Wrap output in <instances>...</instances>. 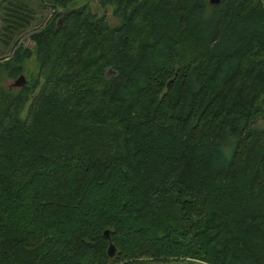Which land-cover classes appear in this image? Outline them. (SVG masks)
Here are the masks:
<instances>
[{
  "label": "trees",
  "instance_id": "1",
  "mask_svg": "<svg viewBox=\"0 0 264 264\" xmlns=\"http://www.w3.org/2000/svg\"><path fill=\"white\" fill-rule=\"evenodd\" d=\"M98 1L0 0V264H264V0Z\"/></svg>",
  "mask_w": 264,
  "mask_h": 264
},
{
  "label": "rangeland",
  "instance_id": "2",
  "mask_svg": "<svg viewBox=\"0 0 264 264\" xmlns=\"http://www.w3.org/2000/svg\"><path fill=\"white\" fill-rule=\"evenodd\" d=\"M88 1H89L90 5L92 6L93 10L97 11L99 14L106 13L108 20L112 25H115L120 21V15L115 13V5L108 4L106 6H103L99 3L98 0H88ZM33 3L36 4L35 7L38 8L37 15H36L33 23L26 30L21 32L18 36V41H20L24 45L30 46V47L35 46V42L31 38L32 33L35 32L36 30L40 29L42 26H44L48 22V20L52 17V15L54 13V10L48 6L44 5L42 7L39 4L37 6V1H34ZM10 48H11V46H10ZM10 48H8L9 50L7 51V54L0 53V55H10V53L12 51V50H10ZM6 50L4 49V52H6ZM37 70H38V62H37L36 56H33L27 62L26 72H24L25 77L29 79L32 75H36ZM109 74H110V72H109ZM1 80H2V84H4V85L14 87V88L20 87V85L14 84V81L16 80L15 78L5 77L4 79H1ZM26 110H27L26 108L23 110L22 116L26 115ZM179 262H180V264H205V263H202L199 261H193V260H191V261L190 260H184V261L181 260ZM143 264H146V262H144ZM163 264H175V263H163Z\"/></svg>",
  "mask_w": 264,
  "mask_h": 264
},
{
  "label": "water",
  "instance_id": "3",
  "mask_svg": "<svg viewBox=\"0 0 264 264\" xmlns=\"http://www.w3.org/2000/svg\"><path fill=\"white\" fill-rule=\"evenodd\" d=\"M213 3L218 2L219 0H210ZM26 82V77L25 74H21L18 78H16V80L14 81L15 85H23ZM105 234L107 236H109V229H105ZM109 253L110 255H114L115 251H116V246L115 244L111 241L110 245H109ZM147 264H158V263H153V262H149Z\"/></svg>",
  "mask_w": 264,
  "mask_h": 264
}]
</instances>
